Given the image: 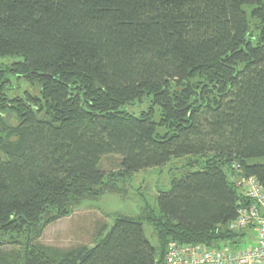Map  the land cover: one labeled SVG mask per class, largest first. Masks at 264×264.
Segmentation results:
<instances>
[{"label": "trees", "instance_id": "trees-1", "mask_svg": "<svg viewBox=\"0 0 264 264\" xmlns=\"http://www.w3.org/2000/svg\"><path fill=\"white\" fill-rule=\"evenodd\" d=\"M0 57L21 58L0 67V248H14L0 264H164L170 242L246 244L230 176L237 164L264 191V0H0ZM14 79L29 87L11 97ZM109 155L120 167L104 173ZM166 165L157 206L96 222L92 246L38 242Z\"/></svg>", "mask_w": 264, "mask_h": 264}, {"label": "rangeland", "instance_id": "rangeland-1", "mask_svg": "<svg viewBox=\"0 0 264 264\" xmlns=\"http://www.w3.org/2000/svg\"><path fill=\"white\" fill-rule=\"evenodd\" d=\"M21 58H2L0 57V67L11 65L20 61ZM16 87L9 95L11 97L21 95L28 89V84L24 80H13ZM135 112V110H131ZM259 162H264L260 160ZM186 160H173L171 167L172 174L179 175L181 166ZM120 167V157L109 155L103 157L100 163V169L104 173L117 171ZM175 169V170H174ZM170 165L157 170L142 171L134 174L129 182L121 183L123 194L104 195L97 201H86L74 209L71 216L62 218L55 223L47 225L38 240L40 244L50 247L68 249L79 245L92 246L96 222L105 221L109 227L112 226L116 215H124L132 219L140 213L144 202L152 207H156V198L158 191H166L169 188V179L171 177ZM179 171V172H178ZM144 235L149 243L157 249L158 243L153 230L150 226L144 224ZM246 244H252L251 236ZM13 247H1L0 255L8 252Z\"/></svg>", "mask_w": 264, "mask_h": 264}, {"label": "built area", "instance_id": "built-area-1", "mask_svg": "<svg viewBox=\"0 0 264 264\" xmlns=\"http://www.w3.org/2000/svg\"><path fill=\"white\" fill-rule=\"evenodd\" d=\"M232 169L230 180L249 204L237 210L230 229H249L253 243L233 250L225 246L206 248L170 242L166 247L164 264H264V191L255 177L243 174L239 165L234 164ZM248 241L246 239L245 243Z\"/></svg>", "mask_w": 264, "mask_h": 264}, {"label": "crops", "instance_id": "crops-1", "mask_svg": "<svg viewBox=\"0 0 264 264\" xmlns=\"http://www.w3.org/2000/svg\"><path fill=\"white\" fill-rule=\"evenodd\" d=\"M251 239H252V237H251ZM252 243H253V241H252Z\"/></svg>", "mask_w": 264, "mask_h": 264}]
</instances>
